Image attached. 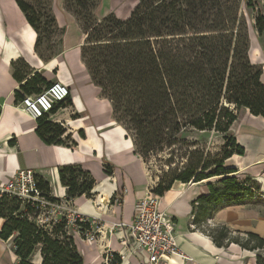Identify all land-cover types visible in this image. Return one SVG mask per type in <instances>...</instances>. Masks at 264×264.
Returning a JSON list of instances; mask_svg holds the SVG:
<instances>
[{
	"label": "trees",
	"instance_id": "obj_1",
	"mask_svg": "<svg viewBox=\"0 0 264 264\" xmlns=\"http://www.w3.org/2000/svg\"><path fill=\"white\" fill-rule=\"evenodd\" d=\"M15 3L37 34V51L39 34L30 16L32 8L20 0ZM246 5L257 8L253 28L262 36L264 0H246ZM83 34V62L92 82L110 101L116 122L131 138L134 154L146 163L151 154L168 150L169 164L183 158V148L185 155L193 156L181 169L176 161L175 169L165 174V181L161 179L151 192L162 197L175 183L220 178L221 189L209 183V194L192 203V229L209 236L217 247L234 243L263 253L264 240L258 236L234 237L224 225H208L209 217L220 207L255 197L247 184L252 179L247 177L239 183L236 170L226 164L232 156L244 153L230 132L239 111L247 109L264 119L261 67L249 61L247 24L237 1L137 0L127 19L109 14L100 22L86 24ZM19 63H12V68ZM13 78L23 81L16 70ZM44 84L35 74L19 87V92L15 91V101L40 93ZM70 102L67 98L52 112ZM36 121L35 133L44 144L76 145L69 135L61 139L65 130L48 117ZM191 132L220 136L223 146L216 154L190 150L197 146L185 140V134ZM103 172L110 176L113 171L104 166ZM58 177L66 190L65 202L91 197L95 181L81 165L59 166ZM34 181L38 195L31 197L35 199L0 194V240L10 242L14 264H84L74 236L85 239L92 230L90 219L84 216V222L78 218L70 222L68 212L61 211V201L51 196L49 183L36 174ZM109 256L107 264H122L119 254ZM256 264H264L260 254Z\"/></svg>",
	"mask_w": 264,
	"mask_h": 264
},
{
	"label": "crops",
	"instance_id": "obj_2",
	"mask_svg": "<svg viewBox=\"0 0 264 264\" xmlns=\"http://www.w3.org/2000/svg\"><path fill=\"white\" fill-rule=\"evenodd\" d=\"M11 1L16 5L15 0H0V185L12 180L19 170L30 169L49 183L51 196L61 201L64 213L75 210L99 220V226L130 223L133 204L146 196L153 183L143 160L134 154L127 131L116 122L110 101L91 80L81 55L85 36L82 32L64 33L59 50L45 60L35 49L37 34ZM2 4L11 10V17L5 15ZM103 10L111 14L106 6ZM248 58L252 65L261 67L260 81L264 85V38L260 39L255 30L249 33ZM19 62L26 67L25 72L16 71L23 81L13 78L11 64ZM35 74L44 80L43 87L53 81L68 87L70 104L57 107L48 120L60 125L65 130L61 139L69 135L75 146L44 144L35 133L37 121L21 110L20 100L15 101V91L19 92V87ZM230 132L244 153L232 156L226 164L236 170V175L264 179V119L241 109ZM66 164L81 165L94 179L89 199L81 196L65 202L66 190L59 182L58 167ZM104 166L112 168V175L103 172ZM211 180L175 183L159 197V208L175 222L176 244L186 257L173 256L166 264H256L258 254L264 258V253L234 243L217 247L209 236L189 228L195 210L192 203L209 194ZM118 191L121 199L115 204L112 198ZM260 197L220 207L211 214L208 225H224L234 237L253 234L264 240V196ZM124 231L115 229L107 235L103 230L92 248L81 250L84 264H99L106 251L123 255L125 248L120 243ZM74 240L79 250L76 236ZM125 259L147 264L145 254L128 256L126 252L122 264Z\"/></svg>",
	"mask_w": 264,
	"mask_h": 264
},
{
	"label": "rangeland",
	"instance_id": "obj_3",
	"mask_svg": "<svg viewBox=\"0 0 264 264\" xmlns=\"http://www.w3.org/2000/svg\"><path fill=\"white\" fill-rule=\"evenodd\" d=\"M26 3L28 6L32 8L30 16L36 22V27L38 29L39 34V44L37 48L38 55L42 58L51 57L59 50V46L61 43V38L64 33L73 34L78 32L83 33V27L86 24H93L94 21L100 22L102 20V16L106 17L107 11H104L105 6L119 20H125L129 17L130 12L134 9L137 4V0H20ZM231 0H225V2H229ZM237 5L239 7V13L244 17L247 24L248 35L251 31H254V17L256 14L257 8L254 6L253 9L247 7L246 0H236ZM260 1V0H255ZM3 5V9L5 11V15L11 17V10ZM11 5L16 10L18 9L14 2L11 1ZM106 12V13H105ZM108 12V13H109ZM106 15H103V14ZM64 22V23H63ZM64 24V28H63ZM66 28V29H65ZM84 35V34H83ZM260 39L264 38V34L259 36ZM86 36L84 37L85 40ZM84 45V41H83ZM18 69L15 68L16 71H24L25 64L23 62L19 63ZM25 72V71H24ZM186 142H196L197 146L190 148V150H194L198 148L204 152H210L211 154H216L219 152L221 147L223 146V140L220 136H216L214 134H199L196 132L186 133L185 134ZM186 148L182 149L183 158H176L173 161L174 164H169L168 160L170 157L169 151H164L162 153L151 154L145 164V169L147 175L152 180L153 186H156L161 179L165 181V174H167L170 170L175 169L176 161L181 163L177 168L181 169L183 164H187V162H191L193 156H190L186 153ZM183 170V169H182ZM237 181L239 183L245 182L247 175H236ZM252 179L251 182L247 184L250 186L254 196L261 198L260 196L264 194V184H262L258 179L257 181ZM215 189H221V179L213 178L211 180ZM150 183V184H152ZM263 188V189H262ZM255 198V197H254ZM121 199V195L118 191L115 196H113V203H119ZM112 202V201H111ZM72 212L77 213L75 210H70ZM78 214V213H77ZM95 221H99L94 219ZM110 223V222H109ZM113 225L105 226L103 223L99 226L93 224V228L97 233H93L87 236L85 239H81L75 234L77 238V243L79 245L80 253L84 251L86 248H92L96 241L100 238L101 232L104 230L107 235H111L115 232V229H112ZM105 227V229H103ZM109 237V236H108ZM80 238V239H79ZM121 245V243H120ZM122 246V245H121ZM82 250V251H81ZM129 251L124 249V253L126 256ZM111 252L103 253V260L100 259L99 264H106L105 257L109 255ZM264 253V252H263ZM122 256V255H121ZM124 256V257H125ZM130 256V255H128ZM133 260H126L125 264H136ZM16 262L15 256L13 254L10 242H2L0 241V264H14Z\"/></svg>",
	"mask_w": 264,
	"mask_h": 264
},
{
	"label": "built area",
	"instance_id": "obj_4",
	"mask_svg": "<svg viewBox=\"0 0 264 264\" xmlns=\"http://www.w3.org/2000/svg\"><path fill=\"white\" fill-rule=\"evenodd\" d=\"M69 97L68 87L63 83L53 81L49 86L42 88L40 93L24 96L19 106L25 114L35 120L42 117L51 119L53 108ZM151 190L152 187L145 197L133 204L130 223L118 222L112 226V229L125 230L124 238L121 239L122 246L129 251L128 255L130 256L145 254L147 264H166L173 256L186 259L176 244L175 222L159 208V196L153 194ZM0 194L13 195L21 200L35 199V197H31V194L38 195L33 171L30 169L19 170L12 180L0 185ZM83 217L68 211L70 222H75L77 218L80 222H84ZM89 219L92 230L85 235V238L90 234L97 233V230L95 231L93 228V224L97 222L94 219ZM191 220L192 216L189 222V228L192 229ZM109 255L105 258L106 264L110 259ZM120 258L123 260L124 255H120Z\"/></svg>",
	"mask_w": 264,
	"mask_h": 264
},
{
	"label": "bare ground",
	"instance_id": "obj_5",
	"mask_svg": "<svg viewBox=\"0 0 264 264\" xmlns=\"http://www.w3.org/2000/svg\"><path fill=\"white\" fill-rule=\"evenodd\" d=\"M262 184H264V179L263 178H257Z\"/></svg>",
	"mask_w": 264,
	"mask_h": 264
}]
</instances>
